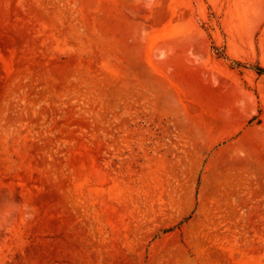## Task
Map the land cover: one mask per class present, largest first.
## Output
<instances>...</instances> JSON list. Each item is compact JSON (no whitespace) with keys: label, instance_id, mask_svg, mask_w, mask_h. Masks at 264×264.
<instances>
[{"label":"rangeland","instance_id":"1","mask_svg":"<svg viewBox=\"0 0 264 264\" xmlns=\"http://www.w3.org/2000/svg\"><path fill=\"white\" fill-rule=\"evenodd\" d=\"M257 66L264 0H0V264H264Z\"/></svg>","mask_w":264,"mask_h":264},{"label":"crops","instance_id":"2","mask_svg":"<svg viewBox=\"0 0 264 264\" xmlns=\"http://www.w3.org/2000/svg\"><path fill=\"white\" fill-rule=\"evenodd\" d=\"M228 148L229 150L226 151ZM231 146H226L223 148H219L218 150H216V152L214 153V155H211L208 162H207V166L214 164L216 162H221L224 164H228V165H234L237 161V156L234 154V152L236 150H230ZM235 148V145L234 147Z\"/></svg>","mask_w":264,"mask_h":264},{"label":"trees","instance_id":"3","mask_svg":"<svg viewBox=\"0 0 264 264\" xmlns=\"http://www.w3.org/2000/svg\"><path fill=\"white\" fill-rule=\"evenodd\" d=\"M255 68H256V70H257L258 73H260V74H264V67H262V66H257V67H255Z\"/></svg>","mask_w":264,"mask_h":264}]
</instances>
